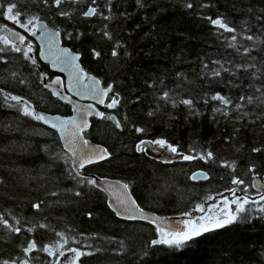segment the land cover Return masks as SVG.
Instances as JSON below:
<instances>
[{
    "label": "trees",
    "instance_id": "16d2710c",
    "mask_svg": "<svg viewBox=\"0 0 264 264\" xmlns=\"http://www.w3.org/2000/svg\"><path fill=\"white\" fill-rule=\"evenodd\" d=\"M142 2L147 6L142 8L135 0H113L115 7L109 20L98 16L86 18L75 12L70 19L61 18L51 15L54 9L42 8L37 0H20V5L27 4L26 14H39L49 27L60 31L63 44L81 55L83 70L99 78L103 87L106 82L111 83L114 91L120 93L119 106L113 109L105 106L101 111L115 115L122 128H116L113 121L93 118L89 130L83 133L112 155L82 171L129 183L131 194L144 210L163 217H183L185 211L192 212L194 205L204 203L205 197L215 196L228 186L226 179H219L228 170L200 160L180 161L176 157L164 163V155L147 156L136 152L134 145L140 139L163 137L184 152L193 146L197 150L207 148L223 160L235 162L236 174H240L246 162L256 163L257 171L262 173L258 177L264 180V157L250 154L253 146L264 144V132L260 130L261 121L249 123L264 106L249 105L244 110L252 114L236 119L239 116L236 111L229 110L227 117L213 113L219 101L205 104L201 99L205 94L220 93L236 102L243 86L249 83L244 79L249 73L243 71L236 76L227 72L216 78L201 76L205 62L212 68L218 67L211 64L212 60L245 63L248 59L227 47L228 42L217 36L223 30L214 28L202 17L226 18L241 36L249 27L257 32L264 24V20H257L258 16H264V0H192L197 5L193 9L185 8L184 0ZM98 3L107 15L103 0ZM201 3L210 6L200 8ZM84 6L81 0L80 7ZM121 12L127 15H120ZM5 25L16 28L0 20V27ZM103 31L110 32L113 40L122 45L118 49L119 57L111 56L115 45L102 35ZM65 32L78 38L69 39ZM260 32L264 33V29ZM223 35L230 37L233 33ZM30 40L37 57L36 44ZM238 42L255 48L251 55L257 57V63L264 59V35H260L254 46L239 36ZM93 48L101 52V57L92 55ZM39 63L37 70L35 65L14 56L7 65L0 64V88L24 97L40 112L69 115L70 106L44 88L38 74L43 71L50 79L54 73ZM178 73L183 75L177 76ZM230 80L241 87L229 85ZM261 82L264 81L256 83ZM164 90H169L177 100L192 98L199 114L190 113L182 104L173 107L170 102L159 100ZM158 105L163 107L154 116H148L147 112ZM136 127L145 128L146 133L137 134ZM66 158L53 130L22 116L15 108L0 105V176L5 181L0 184V213L11 223L19 221L25 230L16 236L0 226V256L23 258L21 241L28 235L27 229L33 228L32 235L43 237L46 242L58 240L55 231H61L69 239L70 247H81L80 243H72L73 239L91 245L84 250L92 254L82 256L79 264H264V220L254 219L248 225L233 224L204 233L181 248L151 246L152 239H159L155 227L116 217L107 206L103 191L78 183V178L68 175L66 169L71 168V161L66 165ZM200 169L210 170L213 178L210 181L188 178ZM250 177L251 174L245 178ZM53 191L56 196L51 195ZM77 191L82 195L76 196ZM41 200L42 211L35 212L31 204ZM198 214L193 212L192 218ZM38 223L47 224V231L35 228ZM32 255L39 259L30 264L52 259L46 253Z\"/></svg>",
    "mask_w": 264,
    "mask_h": 264
},
{
    "label": "snow or ice",
    "instance_id": "6c2138e0",
    "mask_svg": "<svg viewBox=\"0 0 264 264\" xmlns=\"http://www.w3.org/2000/svg\"><path fill=\"white\" fill-rule=\"evenodd\" d=\"M38 4L42 8L54 9L51 15L59 16L61 18H72L73 12L83 17L90 18L92 16H98L104 20L111 19V14L114 10L113 0H103V5L107 9L108 14L101 8L98 0H83L86 6L80 7L81 0H37ZM135 3L140 7H146L147 4L142 0H135ZM197 5L192 0H184V7L187 9H193ZM200 8H207L210 5L207 3H201L198 5ZM27 4L21 6L20 0H0V20H6L15 25L16 28H10L5 25L0 28V64L7 65L13 57L22 58L24 61L30 62L32 65L37 64V57L33 55V44L29 37H36L39 33L40 37L48 42V51L53 55L52 62L55 64L59 62L65 68L72 69L75 75V82L77 84L82 83L86 73L79 68L76 61L79 60L78 55L70 54L69 49L64 48L57 55L52 52V46L56 43L55 37L61 35L59 31H50L47 24L43 22V17L39 14L33 15L31 12L25 13ZM71 9V11H70ZM120 15L126 16L127 13L121 12ZM207 19L209 23L216 29H222L223 32L218 31V38L226 40L227 47L234 49L238 55L247 57L245 63H233L232 60L222 62L220 60H212L211 64L218 67H209V63L203 64L201 70V76L203 78H216L220 77L222 72H227L232 76H236L238 72L249 73L244 77L249 83L242 88L241 95L235 98L226 97L220 93H216L205 97H202L205 104L209 101H219V105L213 107V113H220L225 117L229 116V110L236 111L239 116L236 119L242 117H248L252 113L245 111L244 109L249 105L260 108L264 106V82L256 83L257 81H264V59L257 63V57L252 56L251 52L255 50L254 47L245 46L238 42V36L241 40H247L252 42L254 46L260 39V35L264 33L260 32V29H264V24L257 29V32H252L251 28L245 29V35H240L237 27L231 26L226 18L218 16L213 19L211 16L202 17ZM257 20H264V16H258ZM105 29L107 25L104 26ZM22 29L23 31L17 30ZM224 32L233 33L230 37H225ZM258 33L260 35H258ZM102 35L108 40L113 41L114 47L111 49V56L117 58L120 56L118 49L122 45L118 41L113 40V36L108 31H103ZM64 36L69 39L78 38L73 36L71 32H65ZM92 55L96 58L101 57V52L93 48L91 50ZM130 55V53H126ZM39 55H44V50L41 49ZM231 65V67L226 66ZM15 77V73L12 74ZM182 73H178L177 76H182ZM39 79L43 83L46 80V75L43 73L38 74ZM239 78V77H238ZM90 84L85 85L87 91L80 92L77 90V94L90 97L96 104L104 105L108 109L116 108L120 105V93L114 91L111 83H105L104 87H101V81L92 77H88ZM17 83H23V80H17ZM56 85H61L62 81L56 78L53 81ZM163 83V81H160ZM229 85L241 87V85L235 84L234 81H228ZM44 87L49 85L44 83ZM149 87H153V84H149ZM68 91H72L69 87ZM109 93H112L109 96ZM54 95L61 96L66 102H71L70 98L63 95L60 89L53 92ZM138 99V98H137ZM159 100L164 101L165 104L171 103L173 107H177L180 104L187 106L189 112L192 114H199L195 109L194 100L192 98H183L177 100L169 90L162 91L159 96ZM107 100V104H105ZM14 102V103H13ZM0 105H6L9 108H15L22 116L28 117L31 120L43 122L48 124L51 128L55 129L59 133L60 140L63 141V149L67 155L65 164L67 165L69 160L71 161V168L66 169L68 175L73 179L78 178V183L100 189L101 191H108L109 188L101 187L102 181H99L95 177H89L82 171L88 165L98 163L100 161L109 159L112 153L107 148H101L98 145H93L89 139L85 138L82 133L90 126L88 117L96 116L102 120L113 121L116 128H122L121 121L117 119L115 115L106 114L103 111L98 110L93 104L74 108L79 119L76 116L71 119L61 120L60 117H56L54 120H47L36 107L24 97L19 95H13L10 92H5L3 88H0ZM163 105H158L156 109L149 110L148 116H154ZM215 120V116L213 117ZM261 121L260 130L264 132V110L255 113V119L249 121V123H256ZM135 132L137 134H145L146 129L143 127H136ZM239 132V129H236ZM231 137H229L230 139ZM135 151L138 153L149 154L150 148H157L163 150L170 155L164 156V163H170L173 161V157L178 158L180 161H193L200 160L206 165L215 166L218 168H225L228 171L219 176L221 180H227L228 186L223 191H218L215 196L209 195L205 197L204 203H198L193 206L192 212L185 211L182 215L188 217V219H181L177 223H170L165 225L164 221L159 217H150L145 215L141 205L137 203L136 199L131 198L129 192V183L117 182L116 187L124 190L122 196L113 197L114 202H110L108 207L117 216H120L126 220H143L147 223L154 225L155 232L159 236V239H152L149 243L151 246L166 245L168 247L181 248L186 246L189 242L200 237L204 233L222 229L229 225H248L251 224L254 219L264 220V183L257 184L256 177L261 176L262 173L257 171L256 163H245L241 166L240 174L237 173V166L235 162L223 160L218 157L213 150L202 149L197 150L195 146L191 147L188 152L181 150L179 145H174L166 138L160 137L155 139H140L134 145ZM250 154H259L260 157H264V144L259 146H253L250 149ZM251 174L250 179L245 177ZM192 181H210L213 177L210 175V170L205 171L203 169L193 172L189 177ZM4 177L0 176V184L4 183ZM112 187V186H109ZM252 189L253 191H250ZM52 196H56L57 193L53 191ZM76 196H81L82 192H75ZM208 201H215V203H208ZM44 201L41 200L31 204V208L35 212L42 211V205ZM207 204V207H205ZM233 205L235 208L233 209ZM216 210L213 212V210ZM193 212H199L202 215L192 218ZM91 217V213H88ZM20 222L11 223L2 213H0V226L8 231L10 234L20 236L23 231L22 226H19ZM35 228L44 229L47 231L48 225L45 223H38ZM28 235L21 241V251L23 252V258H4L0 256V264H30L32 260L39 259L38 256H33L34 252L46 253L48 259L43 264H60V258L64 257L67 253L73 255L65 262V264H78L82 256L91 255L92 252L85 251V248L90 249L91 245H85L75 239L72 243H80L81 247H70L69 239L66 234L61 231H55V235L59 237L56 241L46 242L43 237L37 238L32 235L33 228L27 229ZM83 235V234H81Z\"/></svg>",
    "mask_w": 264,
    "mask_h": 264
},
{
    "label": "water",
    "instance_id": "95a60500",
    "mask_svg": "<svg viewBox=\"0 0 264 264\" xmlns=\"http://www.w3.org/2000/svg\"><path fill=\"white\" fill-rule=\"evenodd\" d=\"M0 28H3V27H0ZM48 28H49L50 31H59V30L54 29V28H51L49 26H48ZM30 38L37 45V48H38L37 57L40 60V62L43 63V64H46L48 66V69L51 72H53V73L56 74L50 80H47L48 78H46V80L43 82V86H44V83H47L49 85V87H47V88L44 87V88L46 90H48L54 98L58 99L59 101H61L63 103L68 104L70 106V109H71L70 110L71 111L70 114L67 115V116H62V115H59V114H48V113L41 112L43 115L46 116L47 120L52 121L56 117H60L61 120L71 119L74 116H76L77 119H79L77 113L73 109L74 108H79L81 106H86L88 104H93L94 107L97 108L100 111L105 107L104 105L96 104L95 101L92 100L90 97H84V96H81V95H78L77 94V90H79L80 92L87 91V89L85 88V85H89L90 84V81H89L88 77H92V78H95V79H99V78H97L96 76H94L92 74H89L85 70H83L82 64H81V55L78 54V53L73 52L69 47H67L66 45H64L63 44V41H62L61 35L58 36V37H55L56 43L52 46V52L58 55L62 49L67 48V49H69L70 54H74V55H78L79 56V60L76 61V64L79 66L80 69L83 70V73H86L87 74V76L85 77V79L83 80L82 83L77 84L75 82V75H74L72 69L65 68L59 62H57L55 64L52 62L53 55L51 53H49V51H48V47H49L48 42L46 40L42 39L40 37L39 33L37 34L36 37H30ZM41 49L44 50V55L42 57L39 55ZM36 67H37V69L40 68V65H39L38 61H37ZM40 73L45 74L43 71H40ZM46 77H47V75H46ZM56 78H59L62 81V87H61V85H56V84L53 83V81ZM100 86L103 87L102 83L100 84ZM69 87L72 88V91H68V88ZM57 89H60L63 92V95L64 96L69 97L71 102L70 103L69 102H66L61 96L54 95L53 92L55 90H57ZM109 95H110V93H109ZM106 103H107V100H105V104ZM93 118H98V117H96V116H90V117H88V121H89V125L90 126H91V120ZM40 123H42L44 126L50 128L51 130H53L57 134L58 139H59V142H60V144H61V146L63 148V141L60 140L59 133L56 132L55 129L51 128L48 124H45L43 122H40ZM90 126L85 131H88L89 128H90ZM82 135H84V134L82 133ZM90 142L94 146L95 145H98L101 148H105L104 146L99 145V144H96V143L92 142L91 140H90ZM103 161H105V160H103ZM103 161H100V162H103ZM100 162H98V163H100ZM95 164H97V163H95ZM88 166H90V165H88ZM87 176L97 178L99 181H102L103 182V184L101 185V187L109 188L108 191H103L104 194L106 195L107 206H108V204L110 202H114L113 201V197L122 196L124 194V190L123 189H120L119 187H116L117 182H120V181H118L116 179L98 178L95 175H87ZM256 182H257V184H260V183H264V180L261 177H256ZM120 183L122 184V182H120ZM109 186H112V187H109ZM129 192H130V190H129ZM131 198L132 199H135L132 194H131ZM144 213H145V215H148L150 217H159L161 220L164 221V224L165 225L170 224V223H177L181 219H187L186 217H176V216H173V217H162V216H158V215H156L154 213L148 212L146 210H144ZM116 217H118L120 219H123V218H121L120 216H117V215H116ZM124 220H126V219H124ZM128 221H132V220H128ZM135 221L147 223L146 221H143V220H135Z\"/></svg>",
    "mask_w": 264,
    "mask_h": 264
},
{
    "label": "rangeland",
    "instance_id": "374dc122",
    "mask_svg": "<svg viewBox=\"0 0 264 264\" xmlns=\"http://www.w3.org/2000/svg\"><path fill=\"white\" fill-rule=\"evenodd\" d=\"M147 156L152 155L154 157H160V156H166V155H170L168 153H165L163 150H158L157 148H150L149 149V154H146ZM208 203H215V201H209ZM205 207H207V204L205 205ZM233 209L235 208V205L232 206ZM216 210L214 209L213 212H215ZM202 215L201 213H199L198 215L194 216L193 218ZM72 253H67L64 257L60 258V264H65V262L69 259L70 256H72ZM79 264V262H78Z\"/></svg>",
    "mask_w": 264,
    "mask_h": 264
}]
</instances>
